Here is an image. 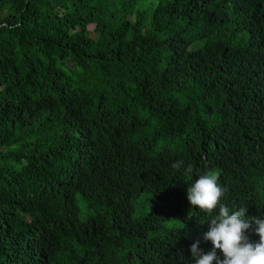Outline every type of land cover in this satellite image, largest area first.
<instances>
[{
    "label": "trees",
    "instance_id": "trees-1",
    "mask_svg": "<svg viewBox=\"0 0 264 264\" xmlns=\"http://www.w3.org/2000/svg\"><path fill=\"white\" fill-rule=\"evenodd\" d=\"M209 171L264 217V0H0V264H194Z\"/></svg>",
    "mask_w": 264,
    "mask_h": 264
},
{
    "label": "clouds",
    "instance_id": "clouds-1",
    "mask_svg": "<svg viewBox=\"0 0 264 264\" xmlns=\"http://www.w3.org/2000/svg\"><path fill=\"white\" fill-rule=\"evenodd\" d=\"M171 167L180 170L184 161H175ZM193 173L192 165L184 168V175L189 179ZM197 175L198 179L187 187L189 204L207 211L218 208V214L210 220L209 229L203 235L205 241L211 242L212 249L205 253L199 240L191 245L194 264H264V217H247V207L230 209L219 203L226 189L220 185L217 172ZM252 236L259 239L253 240Z\"/></svg>",
    "mask_w": 264,
    "mask_h": 264
},
{
    "label": "rangeland",
    "instance_id": "rangeland-1",
    "mask_svg": "<svg viewBox=\"0 0 264 264\" xmlns=\"http://www.w3.org/2000/svg\"><path fill=\"white\" fill-rule=\"evenodd\" d=\"M79 205L82 209V219L85 220L87 218V214H88V208L87 205L85 203V201L83 200L82 196L79 197ZM141 213H139L138 215H140Z\"/></svg>",
    "mask_w": 264,
    "mask_h": 264
}]
</instances>
